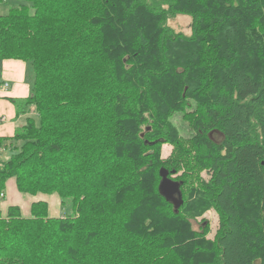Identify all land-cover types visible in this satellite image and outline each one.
Instances as JSON below:
<instances>
[{
  "label": "trees",
  "instance_id": "obj_1",
  "mask_svg": "<svg viewBox=\"0 0 264 264\" xmlns=\"http://www.w3.org/2000/svg\"><path fill=\"white\" fill-rule=\"evenodd\" d=\"M13 1L0 76L25 64L29 94L11 101L33 112L0 192L14 177L72 212L8 206L0 264H264V0Z\"/></svg>",
  "mask_w": 264,
  "mask_h": 264
},
{
  "label": "crops",
  "instance_id": "obj_2",
  "mask_svg": "<svg viewBox=\"0 0 264 264\" xmlns=\"http://www.w3.org/2000/svg\"><path fill=\"white\" fill-rule=\"evenodd\" d=\"M25 64L20 60L6 59L2 63L0 76V153L8 152L7 144L12 136L24 125L26 117L32 115L33 110L18 112V107L12 99H22L28 96L29 87L24 81ZM7 84L6 87H3ZM18 122H21L20 128ZM20 125V124H19ZM19 128V129H18ZM7 158V157H6ZM4 199L0 202V215H5L8 206L16 205L23 216H29L30 205L35 201H45L48 204L50 217H57L62 213V206L57 194L37 193L35 195L20 193L15 184V178L10 177L5 181Z\"/></svg>",
  "mask_w": 264,
  "mask_h": 264
},
{
  "label": "rangeland",
  "instance_id": "obj_3",
  "mask_svg": "<svg viewBox=\"0 0 264 264\" xmlns=\"http://www.w3.org/2000/svg\"><path fill=\"white\" fill-rule=\"evenodd\" d=\"M11 4H14V1L13 0H9L7 2H3V1H0V13H6L8 11V8L10 7ZM168 23L169 25L175 29V31H179V32H183V33H189V24H190V17L188 16H185V15H177L173 18H170L168 20ZM24 81H25V78H24ZM26 83V81H25ZM174 121L176 122V124H180V122L178 121V119H174ZM20 124V125H19ZM21 126V122H18V126L20 128ZM18 128V129H19ZM216 138H220L219 135H216ZM171 151V146L169 145H164L162 147V151H161V156L165 157L167 156ZM10 154L9 150L8 152L6 153H0V161L5 159L6 157H8ZM46 195H49V194H46ZM51 195V194H50ZM54 195V193H53ZM63 212H68V213H71L72 211L70 210L69 207H64L63 209ZM205 218L209 221L210 223V233L207 235L208 237H212L213 236V233H214V228L216 227V216L215 214H212L211 212L207 213V215L205 216ZM198 223L194 222L193 223V227L194 228H198Z\"/></svg>",
  "mask_w": 264,
  "mask_h": 264
},
{
  "label": "water",
  "instance_id": "obj_4",
  "mask_svg": "<svg viewBox=\"0 0 264 264\" xmlns=\"http://www.w3.org/2000/svg\"><path fill=\"white\" fill-rule=\"evenodd\" d=\"M160 176H161V181L159 184L160 191L166 196L170 195L169 194L170 193V186L172 183L167 178V171L164 168L160 169ZM167 197L172 199V202L174 204L175 209L178 208L179 204L181 203L180 197L178 199L172 198V195L167 196Z\"/></svg>",
  "mask_w": 264,
  "mask_h": 264
},
{
  "label": "built area",
  "instance_id": "obj_5",
  "mask_svg": "<svg viewBox=\"0 0 264 264\" xmlns=\"http://www.w3.org/2000/svg\"><path fill=\"white\" fill-rule=\"evenodd\" d=\"M7 84H4L3 87H6ZM4 197V194L3 193H0V202H1V199Z\"/></svg>",
  "mask_w": 264,
  "mask_h": 264
}]
</instances>
